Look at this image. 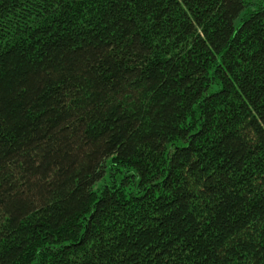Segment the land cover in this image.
<instances>
[{
    "label": "trees",
    "instance_id": "trees-1",
    "mask_svg": "<svg viewBox=\"0 0 264 264\" xmlns=\"http://www.w3.org/2000/svg\"><path fill=\"white\" fill-rule=\"evenodd\" d=\"M0 264H264V0H0Z\"/></svg>",
    "mask_w": 264,
    "mask_h": 264
}]
</instances>
